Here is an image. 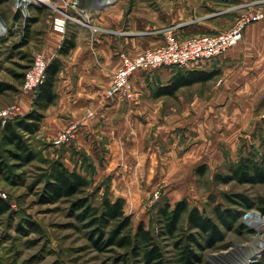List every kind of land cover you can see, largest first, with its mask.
I'll use <instances>...</instances> for the list:
<instances>
[{
    "label": "crops",
    "instance_id": "crops-1",
    "mask_svg": "<svg viewBox=\"0 0 264 264\" xmlns=\"http://www.w3.org/2000/svg\"><path fill=\"white\" fill-rule=\"evenodd\" d=\"M244 2L264 0H239L226 5L228 11L208 13L200 23L206 34L233 28L242 12L237 6ZM112 6L96 15L93 24L102 32L95 39L90 28L77 25H68L65 33L51 28L42 37V51L51 61L60 59L62 71L58 99L44 112L33 138L51 143L70 123H78L77 139L61 156L72 165L67 167L80 171V156L86 154L95 180L109 187L112 200L137 208L172 170L191 168L196 160H222L259 138L264 130V21L248 26L242 42L222 57L185 69L212 74L210 80L182 87L176 97L159 96L179 69L140 71L132 79L133 100H109L106 92L121 66V53H143L164 44L167 36L133 21L125 28L123 14ZM72 34L76 47L60 56ZM35 97L16 99L20 116L33 110Z\"/></svg>",
    "mask_w": 264,
    "mask_h": 264
},
{
    "label": "rangeland",
    "instance_id": "rangeland-1",
    "mask_svg": "<svg viewBox=\"0 0 264 264\" xmlns=\"http://www.w3.org/2000/svg\"><path fill=\"white\" fill-rule=\"evenodd\" d=\"M51 2L53 0H47L48 5L41 4L43 10L38 7L28 8L26 16L21 14L19 22L13 19L14 15L20 13L17 0L0 7V21L7 27L6 35L0 37V88H6V85L16 88L15 91L0 93V110L18 106L16 99L22 94L28 95L22 90L25 77L21 81L19 78L26 74L28 70L25 67L31 66L34 56L43 52L42 37L47 30L53 28V18L56 16L50 7ZM235 2L239 0H116L112 9L123 14L125 28L133 21L139 25L145 24L144 27L147 26L150 31L167 33L175 29L181 37H193L207 35L200 25L204 22L205 15L220 14L230 8L226 5ZM250 4H238L237 9L242 10L241 15L248 10ZM31 19H36V22L31 24L30 42L24 46L26 24ZM72 26L76 27L74 24ZM19 116L20 112L10 120ZM258 136L255 142L240 144L236 152H229L222 160H196L192 163L193 169L172 170L144 195L145 199L140 207L133 208L125 204L126 214L132 216L134 230L141 223L147 229L155 228L160 208L168 204L175 207L182 200H187L191 208H198L217 223V207L236 210L240 215L237 225L232 230L222 227L223 241L215 248L200 251L202 260L199 264H236L246 257L257 243L264 241V223L260 226L261 232L257 234V224L250 217L253 214L264 217L261 209L264 207V183H224L221 179L231 176L242 158L262 161L264 130ZM52 142L53 140L49 143L33 138L35 160L29 164H21L11 154L13 147L7 146L0 136V198L11 206V211L0 217V264H114L116 253L95 249L91 244L89 231L84 230L73 217L69 201L54 205L40 203L39 194L52 174L54 163L58 161L65 166H72L61 156L72 148L74 142L60 149L55 148ZM80 159L84 161V158ZM90 162L87 159L84 165L87 166ZM87 173L91 180L88 194L92 205L99 206L104 197L112 199L109 187L103 182H97L91 169ZM237 195L251 200L250 207L240 205ZM34 223L39 225L40 230L34 229ZM160 245L168 264H177L178 253L174 240L166 239ZM234 253L237 258L233 257ZM257 260L252 264H264V255Z\"/></svg>",
    "mask_w": 264,
    "mask_h": 264
},
{
    "label": "trees",
    "instance_id": "trees-1",
    "mask_svg": "<svg viewBox=\"0 0 264 264\" xmlns=\"http://www.w3.org/2000/svg\"><path fill=\"white\" fill-rule=\"evenodd\" d=\"M12 0H0V7ZM37 8V7H36ZM43 10V6H38ZM54 15V14H51ZM21 13L14 15V21L19 22ZM31 19L26 24V38L22 45L29 44V31ZM76 47V35L68 36L59 49L60 56H68ZM32 65V64H31ZM31 66H26L29 70ZM62 71L60 59L50 61L47 68L46 80L36 93L33 110L13 120H8L5 125L0 121V136L3 142L14 150H11L13 158L21 164H29L35 160V152L32 148V139L40 130L47 111L58 99L56 86L58 77ZM212 74L203 71H185L179 69L169 86L159 89V96L176 97L182 87L203 83L212 78ZM25 77L21 75L20 81ZM0 88V93L15 91L13 85ZM81 170H71L62 162H55L49 180L44 184L39 194V201L44 205H54L61 201H69L72 204L73 217L89 231L91 244L100 252L116 253L114 264H168L165 253L160 245L161 241L172 239L177 249V264H199L202 255L199 253L205 249L215 248L223 241V228L232 230L239 222V214L236 210L215 209L219 223L204 215L198 208H191L187 200L178 202L175 207L169 204L157 212L155 228L147 229L144 223L139 224L134 230L132 216L125 212V200L113 201L104 197L99 206L92 205L88 191L91 186L89 174L91 169L94 174L95 167L90 162L84 165L89 156L83 154ZM1 171V170H0ZM224 183L238 181L247 184L264 183V156L262 161L252 158H242L234 168L231 176L221 179ZM240 205L250 207L251 200L242 195H237ZM231 200V198H229ZM264 212V207L261 208ZM11 211L9 203L0 198V217ZM40 230L38 224L32 225ZM28 235V234H27ZM203 241V242H202ZM204 243V244H203ZM120 251V252H117Z\"/></svg>",
    "mask_w": 264,
    "mask_h": 264
},
{
    "label": "built area",
    "instance_id": "built-area-1",
    "mask_svg": "<svg viewBox=\"0 0 264 264\" xmlns=\"http://www.w3.org/2000/svg\"><path fill=\"white\" fill-rule=\"evenodd\" d=\"M46 2L47 0H17V6L20 13L26 16L28 8L47 4ZM53 2H51L50 7L56 13L53 18V28L56 31L65 33L68 25L72 24L84 26L92 30L93 39H95L97 34L102 32L101 28L93 24L96 15L110 8L115 0H92L87 5L82 4L81 0H53ZM261 21H264V3L250 4L248 10L240 15L230 30L215 35L181 37L175 29H171L167 32L165 43L161 46L136 55L121 53V66L114 73L113 82L106 92V97L109 100L117 98L128 101L133 100L134 85L132 79L137 72H152L163 68L186 69L193 65H200L220 58L231 48L242 42L248 26ZM0 26L5 36L7 27L2 21H0ZM50 61L45 52H38L34 56L33 63L26 72L22 84L24 93L36 95L38 89L46 80ZM19 111V107L15 105L0 110V121L5 125ZM79 131L80 126L78 123H70L53 139V146L60 149L71 145L77 139ZM257 216L260 219L264 218L261 215ZM255 231L257 234L260 233L257 230Z\"/></svg>",
    "mask_w": 264,
    "mask_h": 264
},
{
    "label": "bare ground",
    "instance_id": "bare-ground-1",
    "mask_svg": "<svg viewBox=\"0 0 264 264\" xmlns=\"http://www.w3.org/2000/svg\"><path fill=\"white\" fill-rule=\"evenodd\" d=\"M2 27L0 26V35L1 36H3L4 34L2 33ZM251 217V221L252 222H255V224H257V229H258V232H261V227L260 226H262V224L264 223V218H263V220H261L257 215H251L250 216ZM251 222V223H252ZM254 242H256L255 241V239L253 240ZM250 245V244H249ZM233 250V249H232ZM234 252V251H233ZM227 253V252H226ZM230 254L232 253V252H229ZM238 253V252H237ZM264 241L262 242H260V243H257L256 244V247L253 249V251H251L250 253H248L247 254V256L246 257H243L241 260H239V262H237L236 264H252V263H254V262H256L257 261V258H259V257H261V256H263L264 254ZM233 254V253H232ZM236 255H238V254H236ZM230 257V256H229ZM233 257H235V253H234V255H233ZM235 258H237V257H235Z\"/></svg>",
    "mask_w": 264,
    "mask_h": 264
}]
</instances>
